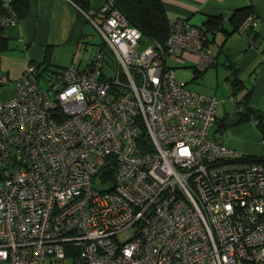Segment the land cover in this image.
Returning a JSON list of instances; mask_svg holds the SVG:
<instances>
[{
    "label": "built area",
    "instance_id": "1",
    "mask_svg": "<svg viewBox=\"0 0 264 264\" xmlns=\"http://www.w3.org/2000/svg\"><path fill=\"white\" fill-rule=\"evenodd\" d=\"M98 13L88 63H29L0 100V264H264V162L211 135L220 101L166 66L212 67L204 30L169 20L161 45L114 0Z\"/></svg>",
    "mask_w": 264,
    "mask_h": 264
},
{
    "label": "crops",
    "instance_id": "2",
    "mask_svg": "<svg viewBox=\"0 0 264 264\" xmlns=\"http://www.w3.org/2000/svg\"><path fill=\"white\" fill-rule=\"evenodd\" d=\"M103 1L88 0L90 13L96 14ZM162 3L168 20L184 18L199 27L211 16L229 15L246 7L253 11L258 19L254 26L256 45L239 32L226 35L218 30L206 35L215 59L212 67L198 72L197 57L191 53L167 59L166 66L174 68L176 74L182 71L181 82L188 90L216 97L220 101L218 117L239 112V101L246 93H249V105L264 116V0H162ZM86 15L72 0H27L26 15L16 24L3 28L7 47L0 50V71L8 83L3 85L0 100L14 94L15 81L29 63L47 66L42 67L46 72H54L72 62L88 63L102 40L98 44L89 40L86 27L90 21ZM224 24L231 27L227 21ZM234 69L243 85L236 95L229 83ZM239 132L244 139L239 137ZM213 136H220L226 146L246 156L264 157L255 143L261 135L252 120Z\"/></svg>",
    "mask_w": 264,
    "mask_h": 264
},
{
    "label": "trees",
    "instance_id": "3",
    "mask_svg": "<svg viewBox=\"0 0 264 264\" xmlns=\"http://www.w3.org/2000/svg\"><path fill=\"white\" fill-rule=\"evenodd\" d=\"M72 1L90 18H98V10L96 14L90 13L88 0ZM10 6L19 19L24 17L27 13V0H11ZM114 7L126 16L131 25L140 30L144 40H152L161 45L164 44L169 35V20L166 16L162 0H114ZM3 12L4 7L2 0H0V14H3ZM251 13H253V11L246 7L237 9L229 15H220L217 17L211 16L206 19L203 27L201 28L204 30L206 35L208 33L214 34L215 31L218 30L226 35H229L233 32H238L243 22ZM225 16H227L226 21L230 24V28H227L224 24ZM3 28L4 27L0 26V50H4L7 47V41L3 34ZM254 32V26H249L245 30V35L251 44L256 45L255 39L257 36ZM205 44L208 45V42ZM37 66L39 68L43 67L41 64H38ZM46 67L44 66L43 68L45 69ZM229 83L232 93L235 95L243 89V85L239 81L235 69L233 71L232 78L229 79ZM239 105L241 110L239 112H235L232 116L230 114L223 115L221 118L218 117V115L216 116L211 130V135H214L217 132H223L229 126L238 125L252 120L255 123L257 131L264 140V116L259 110L252 108L249 105V93H246L243 96V98L239 101ZM248 158L250 160L252 159L264 162V157L248 156ZM102 173L110 177V172L108 173L104 170Z\"/></svg>",
    "mask_w": 264,
    "mask_h": 264
},
{
    "label": "rangeland",
    "instance_id": "4",
    "mask_svg": "<svg viewBox=\"0 0 264 264\" xmlns=\"http://www.w3.org/2000/svg\"><path fill=\"white\" fill-rule=\"evenodd\" d=\"M86 29H87V32L89 34V40L92 41V43L98 44V43L101 42V37H100L99 33L97 32V30L95 29V27L91 23H87ZM109 62L113 63L112 58H109ZM180 72H182V71H179L176 75H177V78L181 82L182 76H181ZM42 86H43V88H45L46 84H42ZM4 87L5 86H3V87L1 86L0 87V98L2 96V91H3ZM230 115L232 116L231 112H230ZM235 126H237V125L229 126V127H227L226 130H228L230 128H233ZM238 135H239V137H241V139H244L243 135L240 132L238 133ZM257 135H258V133H257ZM247 139L250 140L249 138H246L245 140H247ZM255 143H256V146H257L258 150L261 151L262 153H264V140L262 141L261 137L259 136L258 141L255 142Z\"/></svg>",
    "mask_w": 264,
    "mask_h": 264
}]
</instances>
